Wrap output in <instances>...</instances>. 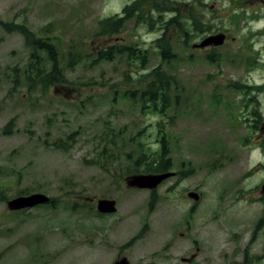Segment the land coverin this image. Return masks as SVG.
I'll return each mask as SVG.
<instances>
[{
    "label": "rangeland",
    "instance_id": "obj_1",
    "mask_svg": "<svg viewBox=\"0 0 264 264\" xmlns=\"http://www.w3.org/2000/svg\"><path fill=\"white\" fill-rule=\"evenodd\" d=\"M127 7L119 31L101 35ZM6 22L52 39L68 82L30 81L50 67L45 53L37 65L0 24V264H114L120 252L132 264L264 259V0H0ZM222 33L213 54L193 48ZM111 46L131 50L96 61ZM157 67L173 79L163 114L140 101ZM162 140L174 176L155 190L127 186L157 174L145 166L162 157ZM35 193L53 205L8 209ZM99 199L117 212L100 214Z\"/></svg>",
    "mask_w": 264,
    "mask_h": 264
},
{
    "label": "trees",
    "instance_id": "obj_2",
    "mask_svg": "<svg viewBox=\"0 0 264 264\" xmlns=\"http://www.w3.org/2000/svg\"><path fill=\"white\" fill-rule=\"evenodd\" d=\"M131 8H136L137 3L130 6ZM130 7H127L124 10L125 16L119 19L110 18L102 22L103 28L100 31V34L117 33L119 29L124 25L126 19L131 17ZM193 26H196V23L192 18ZM1 27L8 33L18 32L20 33L26 43V46L32 49L31 60H35L37 65L39 63H44L42 53H45L47 61L50 63V67L46 66L36 67L37 76L33 77L30 75L29 80L33 81L36 85L40 86L44 90H48L52 86H65L68 80L65 78V74L60 65V60L58 58V47L55 42L50 38L38 37L34 32H32L25 24H19L14 22L0 23ZM171 24L175 25L174 19L171 20ZM131 48L125 47H108L99 51L96 61H112L116 55H122L128 53ZM144 52L143 58L145 60ZM74 55L69 53V66L73 64ZM175 59L173 50L169 44H162L161 41V60L164 63H170ZM216 62V61H213ZM34 69V68H30ZM148 77L151 78V82L147 84L144 90L141 93V103L145 108H152L155 112L163 114L164 111L168 108L167 95L171 88L172 75L166 74L161 67L154 68L149 74ZM21 83L20 78H15V84L19 85ZM239 89L247 87H238ZM126 93H132L130 96L131 99H136V93L133 91H128ZM261 120L260 115H258ZM14 121H10L3 130V133L8 135L13 132ZM165 140H162L161 143V156L158 161H154L150 166L146 165V172L150 173H168L172 167L171 160L168 159L169 150L166 147ZM264 143V141H263ZM54 201L51 199L49 205H53Z\"/></svg>",
    "mask_w": 264,
    "mask_h": 264
},
{
    "label": "water",
    "instance_id": "obj_3",
    "mask_svg": "<svg viewBox=\"0 0 264 264\" xmlns=\"http://www.w3.org/2000/svg\"><path fill=\"white\" fill-rule=\"evenodd\" d=\"M225 36L218 35L213 37H208L199 47H206L211 44L222 45L224 42ZM264 130V124L262 126V131ZM173 172L162 173V174H149V175H135L127 180V186L137 189H147L155 190L161 185L164 181L173 177ZM261 193L264 195V184L262 185ZM187 196L194 200H200V194L197 192H189ZM51 198L43 193H35L27 196H19L13 198L7 202V207L10 211H22L26 209H33L38 206L50 204ZM97 211L101 214H115L117 212V202L113 199H100L97 201ZM196 257V254L193 255V258ZM115 264H130L127 258H124Z\"/></svg>",
    "mask_w": 264,
    "mask_h": 264
},
{
    "label": "flooded vegetation",
    "instance_id": "obj_4",
    "mask_svg": "<svg viewBox=\"0 0 264 264\" xmlns=\"http://www.w3.org/2000/svg\"><path fill=\"white\" fill-rule=\"evenodd\" d=\"M222 34H224V33H222ZM209 35H210L209 37H213V36H217V35H220V34H209ZM223 36H225V39H224V42H223L222 45H214V44H211V45H209V46H206V47L202 48V47H199L200 44H198V45L193 46V48H194V49H198V51H206V50H210L211 52H209V54H210V53L213 54V53H212L213 50H215V49H217V48H219V47H221V46H224V45L228 42V34L225 33ZM207 38H208V37H207ZM207 38H205V39L202 41V43H203ZM206 59H207V61L210 62V63H215V62H213V61H216V62L218 61L217 58H213V56H209V55L206 56ZM99 200H100V199H99ZM193 255H194V254H192L189 258H183L182 261L185 262V263H187V264H191L192 261L195 259V257L193 258ZM124 258H127V260L129 261V263L132 264L131 261L129 260V258H128L127 256L123 255L121 252L118 253V255H117V257H116V260H115L114 264H115L116 262H118V261L124 259ZM239 260H240V261H239L240 264H261V263L264 264V259L261 260V261H259V262H254V259H253L252 257L249 256V253H248V254H246V253L243 254V255L239 258Z\"/></svg>",
    "mask_w": 264,
    "mask_h": 264
}]
</instances>
